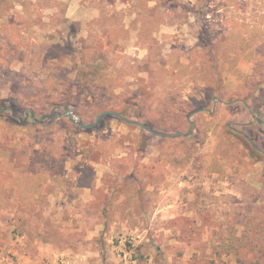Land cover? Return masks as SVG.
<instances>
[{"label":"rangeland","instance_id":"374dc122","mask_svg":"<svg viewBox=\"0 0 264 264\" xmlns=\"http://www.w3.org/2000/svg\"><path fill=\"white\" fill-rule=\"evenodd\" d=\"M83 1L110 16L77 35L65 3L2 7L0 264H264L247 226L264 216V62L224 59L233 39L216 53L232 24L264 30V0ZM104 111L148 130L73 121Z\"/></svg>","mask_w":264,"mask_h":264},{"label":"trees","instance_id":"16d2710c","mask_svg":"<svg viewBox=\"0 0 264 264\" xmlns=\"http://www.w3.org/2000/svg\"><path fill=\"white\" fill-rule=\"evenodd\" d=\"M7 4V0H1L0 1V14L2 12V14H7L6 10H2V7L4 8ZM161 21V19H160ZM233 27L232 29H238V31L240 33H236V35H229V37L225 38V39H221L220 40V44L217 45V50L216 53L218 54L220 52V50H222V45L227 43L228 41H230L231 39H233L234 44L232 46V48H228L226 49V55L224 57V59L226 60H233V64H235V62L239 59L238 57H241L242 54L244 55V57H248L249 59L253 60V61H257V62H264V30H261L260 27H255L254 29L250 28L248 25H243V24H232ZM245 33H250V37L248 39H245L244 34ZM242 45H244V47H242ZM230 46V47H231ZM205 47V46H203ZM207 48V47H206ZM206 51V49H204ZM230 52H234V57L233 59H229V53ZM209 55H211V49H209L208 51ZM214 56V55H213ZM261 92V96L264 97V89L260 91ZM260 97V99L255 101V105H254V110L255 111H250V115L253 117H257L260 116L262 114V112L260 111L261 108H263L264 110V99H262ZM121 117L125 118L123 115H120ZM119 118V117H118ZM261 118V117H260ZM121 121H123L121 118H119ZM258 121V119L256 120ZM263 121V120H261ZM124 122V121H123ZM126 123V122H124ZM128 124V123H126ZM130 125V124H129ZM247 226H250L249 228H252V230H255V232L259 235V236H264V216H258V218H253L252 220H250V222H248ZM238 242L239 246L242 247H249V243L250 241L248 240V237L246 236H241V238H239L238 240H235V242ZM259 241V240H258ZM258 241H253V243H255L254 245L257 247H259ZM248 243V244H247Z\"/></svg>","mask_w":264,"mask_h":264},{"label":"crops","instance_id":"0c3cea01","mask_svg":"<svg viewBox=\"0 0 264 264\" xmlns=\"http://www.w3.org/2000/svg\"><path fill=\"white\" fill-rule=\"evenodd\" d=\"M56 1L66 4L65 19L70 22V28H69L70 33L69 34H71V35H77L74 33V31L76 33L78 31V28L76 27V23H78V24L83 23L86 28H89V26H93L94 24H97V26L102 24L101 22H103V17L104 16H108V17L110 16V15H108L106 10L104 9L105 5L102 4L101 2L88 6L85 4V2L83 0H79L78 2H77V0H56ZM152 3H154V0L149 1V5L152 6L153 5ZM110 18L112 19L113 17H110ZM68 21H66V22H68ZM73 24L75 27L74 30H72ZM107 30H109V29H107ZM167 31H169V30H167V27L163 26L161 28L160 33H159L160 37L162 38L163 34H165V32H167ZM129 32L131 33L132 31L129 30ZM155 37H158V36H156V34H155ZM119 43H121V42H119ZM95 46L96 45H91V44L87 45V47L91 50H94V48H97ZM143 50H145V49L135 48L134 52H137V55H138L137 58L141 57ZM69 51H70V49H69ZM118 72H119V70H118ZM104 112H110V111H104ZM111 113L116 115V113H113V112H111Z\"/></svg>","mask_w":264,"mask_h":264},{"label":"water","instance_id":"95a60500","mask_svg":"<svg viewBox=\"0 0 264 264\" xmlns=\"http://www.w3.org/2000/svg\"><path fill=\"white\" fill-rule=\"evenodd\" d=\"M108 114H112V113H111V112H103V113H101V114L97 117L96 122H95L93 125H90V126H85V125H83V123H82L80 120H74V119L71 117L70 114H68V117H69V118H72L73 121H74L79 127L83 128V129H91V128H93V127L96 126V124L98 123V121H99L103 116L108 115ZM116 115H117L119 118H121L124 122H126V123H128V124H130V125H136V126H138V127H141V128L147 129L146 127H144V126L141 125V124H138V123H136V122H132V121H128V120H126L125 118L121 117V116L118 115V114H116ZM147 130H148V129H147Z\"/></svg>","mask_w":264,"mask_h":264}]
</instances>
